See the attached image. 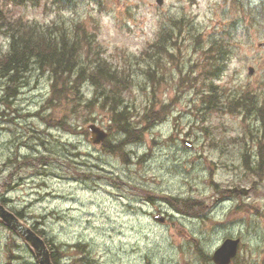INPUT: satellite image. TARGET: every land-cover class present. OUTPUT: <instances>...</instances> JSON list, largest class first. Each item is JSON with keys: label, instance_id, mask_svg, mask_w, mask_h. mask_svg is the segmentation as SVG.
Wrapping results in <instances>:
<instances>
[{"label": "rangeland", "instance_id": "1", "mask_svg": "<svg viewBox=\"0 0 264 264\" xmlns=\"http://www.w3.org/2000/svg\"><path fill=\"white\" fill-rule=\"evenodd\" d=\"M21 14L40 24L63 21L71 31L84 24L106 60L131 73L124 103L135 126L147 129L125 145L126 162L112 152L126 135L110 130V114L85 109L95 96L88 84L81 105L49 104L50 72L34 67L6 103L0 79V201L42 231L62 264H214L230 237L241 238L231 264H264V172L245 166L264 158V113L260 119L232 108L237 98L255 96L264 110V0H50L10 12ZM161 32H169L167 52L154 65L143 52ZM7 46L0 35V50ZM164 106L166 119L148 126ZM62 117L77 131L54 127ZM92 124L108 134L101 145L91 142ZM187 140L194 149L183 146ZM233 186L251 191L227 196ZM169 197L203 209L185 216ZM0 264H38L3 224Z\"/></svg>", "mask_w": 264, "mask_h": 264}, {"label": "trees", "instance_id": "2", "mask_svg": "<svg viewBox=\"0 0 264 264\" xmlns=\"http://www.w3.org/2000/svg\"><path fill=\"white\" fill-rule=\"evenodd\" d=\"M42 1L50 0H0V35L4 36L8 41L6 50H0V79L6 82L5 102L8 103L10 98L15 97L16 93H18L17 84L34 67L42 72L47 70L50 72L52 95L49 99V104L52 102L61 104L62 100L64 104L72 101L77 105H81L83 102L82 88L85 84H88L94 88L95 96L93 100L85 103V109L98 107L110 114L112 124L110 130L115 129L126 135V138L116 145L111 144L112 152L122 153V156L128 162L129 154L128 152H123L125 145L141 140L142 132L147 129H138L135 126L132 120V113L128 105L124 103V91L133 85L131 73L127 72L125 68L120 70L114 68L110 64L111 62L106 60L101 47L96 40H93L84 24H77L74 31H71L63 21L40 24L26 19L22 14L15 19L10 16L12 8H21L27 4H33L38 7ZM59 2H62V0H59ZM168 35L169 32L159 33L155 42L150 44V49L147 48L143 52V56H147V60L154 65L158 63L159 55L167 52L164 46ZM214 44H217L216 47L221 46L217 52L220 54L225 53L222 42L216 40ZM150 70L152 69L150 68ZM150 72L147 71V73ZM216 93L215 88H213L210 91L209 100L204 99L207 107H211L210 104L215 103ZM254 97H239L235 100V103H232V105L236 106H231L232 108L237 107L239 109L238 112L245 116L254 114L261 119L264 110L263 108H257L253 104L255 102ZM167 109L164 106L160 108L159 112H153V117L151 119H149L151 115L148 117V126L153 125L156 120H165L166 116L164 113L167 112ZM163 114L164 118H162ZM65 119L66 117L60 118V120L53 123V126L56 128L62 127L65 131H77L74 129L73 124ZM248 148L253 147L249 146ZM8 162L16 164V157L9 159ZM248 164H251L252 167L249 168ZM245 166L247 170H252L255 175L262 174L264 172V158L257 162L251 160L250 163L247 161ZM168 201L179 212L186 215H196L194 207L203 209L202 205L196 204H201L200 202L191 198L169 197ZM0 202L6 206L8 200L2 198ZM11 211L21 220L24 219L22 212ZM203 214L201 213L194 217ZM0 224L5 225L1 220ZM5 226L9 228L7 225ZM9 229L13 231L11 228ZM33 229L38 234H42V231L36 226H33ZM50 249L54 264H62L55 248L51 246ZM198 252L205 260L209 257L199 247Z\"/></svg>", "mask_w": 264, "mask_h": 264}, {"label": "water", "instance_id": "3", "mask_svg": "<svg viewBox=\"0 0 264 264\" xmlns=\"http://www.w3.org/2000/svg\"><path fill=\"white\" fill-rule=\"evenodd\" d=\"M158 6H162L164 0H156ZM254 69L249 68V74L253 75ZM88 130L91 132V142L95 145H101L105 142L108 134L105 130L101 129L97 125H90ZM187 148L193 147L192 143L187 141H182ZM242 193L247 194V189H242ZM158 219V218H157ZM0 220L8 225L12 230H14L20 238L26 242L30 248L33 250L38 264H53L50 257V251L44 242V240L37 235V233L28 226L25 222L19 219L13 212L6 208L0 203ZM164 218L161 219L163 221ZM239 245V240L229 239L226 240L221 248L213 256V261L215 264H230L232 258L237 254Z\"/></svg>", "mask_w": 264, "mask_h": 264}, {"label": "flooded vegetation", "instance_id": "4", "mask_svg": "<svg viewBox=\"0 0 264 264\" xmlns=\"http://www.w3.org/2000/svg\"><path fill=\"white\" fill-rule=\"evenodd\" d=\"M241 187L238 186H233L232 188H226V191L231 194V195H227V196H232V197H239L241 195L239 189Z\"/></svg>", "mask_w": 264, "mask_h": 264}, {"label": "bare ground", "instance_id": "5", "mask_svg": "<svg viewBox=\"0 0 264 264\" xmlns=\"http://www.w3.org/2000/svg\"><path fill=\"white\" fill-rule=\"evenodd\" d=\"M21 74V73H20ZM130 160V159H129ZM184 199H187V198H184ZM185 216H189V215H186V214H184ZM34 230V229H33ZM35 231V230H34ZM37 233V232H36ZM37 235H39L43 240H44V242L46 243V245H47V247H48V249H49V251H50V257H51V261H52V263L54 264V262H53V260H52V252H51V249H50V246H49V244L47 243V241L40 235V234H38L37 233Z\"/></svg>", "mask_w": 264, "mask_h": 264}]
</instances>
